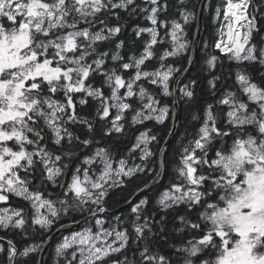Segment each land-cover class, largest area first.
<instances>
[{"label":"snow or ice","instance_id":"6c2138e0","mask_svg":"<svg viewBox=\"0 0 264 264\" xmlns=\"http://www.w3.org/2000/svg\"><path fill=\"white\" fill-rule=\"evenodd\" d=\"M134 3L135 0H119L118 3L113 0H0V201L8 200L6 193H14L30 200L37 210L32 223L42 228L51 229L61 211L65 214L74 210L82 212L86 205L100 204L109 194L110 188L124 183V177H135L136 174L145 171L141 165L128 167L124 159H121L119 166L114 168L108 150L98 149L93 156L85 157L83 163L98 162L101 165L99 175L93 178L89 175L90 169L82 170L78 166L71 182L62 193L65 199L60 201L62 206L60 210L55 207L52 200L44 198L40 191H30L28 187L30 182L19 174L21 169L25 171L35 169L38 164L43 165L40 175L46 174L49 181L55 183L56 177L62 174V168L57 165V162L61 161V156L53 157L46 147L41 146L44 136L42 129L37 127L40 120H43L44 125L53 132L56 145H60L65 137L69 142L73 139V134L63 126V117L67 109H72L71 114L67 115L68 121L80 120L87 125L89 131L92 130L93 125L86 118L81 119L76 115L72 93L84 92L99 99L101 106L96 111L101 119L109 117L111 107L117 109V114L112 120V128L108 129L106 134L113 129L116 132L123 130V125L118 122L122 120L124 111L132 108L125 100L136 95L141 101L146 102L136 110L132 117L133 123L151 119L153 115L155 119L163 122L168 113L167 106H159L160 101L148 93L142 84H137L142 78L147 79L151 84L162 85L164 94L171 95L168 82L177 69L168 66L163 71L141 70V65L154 55L152 48L157 44L159 35L155 27L140 28L136 31L138 37L142 32H147L151 39L146 44L144 53L134 61L137 71L133 78L126 82L114 68L105 72V83L112 89L109 97H105L101 89L85 85L90 73L102 69L104 57L108 55L107 52L100 53L96 59L88 63L87 58L96 54L93 45L96 41L107 40L109 36L120 32L118 26L111 28L105 26L96 32L90 31V27L94 22L104 24L103 20L97 19L98 14L112 9H127ZM147 3L152 5L148 19L155 26L158 13L166 10L167 4L161 5L159 0H147ZM249 3L250 0L238 2L226 0L224 18L229 21L227 35L230 44L222 47L218 42L216 47H222V50L230 53L231 57L238 61H258L264 66V48L257 53L256 45L250 43L252 33L256 29V18L246 14ZM219 11L218 8V14ZM191 15L194 14L181 11L185 22ZM81 22L87 23L89 27L80 28ZM166 23L160 21L162 26H166ZM237 25L244 31L237 29ZM105 31L107 35L104 34ZM182 31V25L172 21L170 35L175 46L172 51H165L160 57L161 60L174 56L186 48L185 43L179 42L178 33ZM122 45L123 41L116 47L120 48ZM77 52L79 55L75 54ZM70 53L72 55H69ZM112 59L121 58L117 54L113 55ZM215 60L216 57L213 56L208 60V64L213 66ZM122 67L128 69L133 65L125 63ZM237 82L248 100L256 104V108L249 110L248 103L240 101L235 93H227L220 103L230 106L226 114L228 127L227 130H221L217 126V116L213 115L212 105H208L205 123L199 129L198 138L192 142L194 147H186L181 157L182 167L178 168V173L184 182L172 184L159 201L165 209L180 202H185L189 206L200 203L202 196L207 193L193 186H203L205 181L212 177L197 175V167L194 165L210 164V167L215 166L214 170L220 172V175L213 179V183L223 194L219 195L217 203L208 204L205 212L201 213V218L210 227L198 242L190 241L191 247L183 249L188 254L184 264H193L191 257L203 250L201 246L214 244V236L221 238V246L215 259L204 260L201 264H264V87L258 86L248 75L239 72ZM125 87L127 90L121 97L118 95L119 89ZM45 88L50 94L63 91L66 102L62 103L52 99L51 95H45ZM184 95L191 98L194 93L185 89ZM109 100L113 102L111 105L108 103ZM86 102L84 99L80 100L82 105ZM246 127L253 128L255 135L252 132L245 133ZM29 134L35 139L30 138ZM230 134L236 137L231 150L228 153L216 150V158L209 162L205 157L212 141ZM75 139L79 140V137ZM13 140L19 150L6 146V142ZM154 140L155 136H149L147 132L140 133L130 151L141 149L143 153L141 160L144 161L153 155L148 144ZM82 143L87 146L91 141L85 139ZM26 145L36 147L29 151ZM197 150L203 155L197 156ZM35 157L39 159H34ZM148 186L145 183L143 188L137 191L143 192ZM220 202L223 206H220ZM145 204L147 200H142L132 208V212L139 213ZM41 208H46L47 214L40 213ZM89 211L94 215L90 209ZM96 211L103 212L105 209L99 207ZM179 219L183 221L184 217L181 216ZM27 223L23 209L11 211L8 208L0 209V227L24 229ZM97 224H100L99 220ZM191 227L199 228L200 225L192 224ZM145 228H148L147 222L135 226L138 239H145ZM231 233H236L238 238L233 239ZM110 236L114 238L109 242ZM128 241L126 230H109L103 227L98 231L85 229L65 237L55 251L57 256L63 257V264H109L112 254L125 249ZM70 249L69 257L67 252ZM36 250V247H25L19 255L27 256ZM4 251V246L0 244V252ZM17 254L16 246L9 240L7 250L9 264H12ZM139 255L141 264L145 262L170 264L165 256L150 254L146 240ZM111 264L129 262L125 258L124 261H112Z\"/></svg>","mask_w":264,"mask_h":264},{"label":"trees","instance_id":"16d2710c","mask_svg":"<svg viewBox=\"0 0 264 264\" xmlns=\"http://www.w3.org/2000/svg\"><path fill=\"white\" fill-rule=\"evenodd\" d=\"M202 1L162 0L163 4H167V8L162 16L166 22L172 23L175 20L184 22L181 16L182 10L195 14L196 19L184 22L188 38L190 41H193L197 28V14ZM225 3L226 0H211L207 8L198 64L185 81V85L190 86L189 90L193 91L194 95L189 98L183 95L182 92L179 93L180 130L169 150L167 159L168 173L165 182L136 202L133 207L140 204L142 200H147V204L141 207L139 213H133L132 207L121 212L119 215L106 217L108 228L120 223L121 228L126 230L129 236L126 248L122 249L121 252L113 254L109 260V264L112 261H124L125 258H127L129 264H141L139 253L145 246V240L150 248V254L163 255L168 258L170 264H184L188 254L183 249L191 245L190 241L193 243L198 242L210 227L201 218V213L205 212L208 204L219 201L221 190L215 187L213 180L208 179L201 186L203 192L207 194L202 196L200 203L189 206L183 202L165 209L159 201L162 194L172 184L184 182L182 178H179L178 173V168L182 167L181 157L184 149L186 147L189 148L192 142L198 138L199 129L206 116L207 106L212 105V112L216 113L215 116H217L218 126L221 130H227L226 111H228V105H223L220 101L229 92L237 93L238 98L247 100V95L243 93L240 84L237 82L238 72H244L251 76L256 83L264 87V66L260 65L258 61L237 62L230 59L229 55H224L220 50L216 49V42L222 37L220 22L217 19V9H223ZM146 6L147 4L142 0H135V3L127 9H112L98 15L97 19L103 20L104 26H120L121 31L109 36L107 40L98 41L93 45L97 52H107L109 55L107 56L105 66L99 71H94L90 76V82H95L98 86L107 90L108 84L105 83V72L114 68L120 74H125V76L131 75L133 68L124 69L122 65L125 63L132 64L133 56L141 55L151 38L148 34H141L139 37L136 35L137 28L141 25L138 24L137 20H142L145 17L147 13ZM249 14L256 18V29L253 31V38L251 40L260 49L264 44V0H252ZM95 23H93V26ZM80 25L89 27L84 22H81ZM162 32L165 35V43L154 47V56L145 62L142 69L156 71L158 68L170 64L179 68L180 73L184 72L190 64L191 50L180 55L168 56L164 60H161L160 57L163 53L169 51L171 47L168 30L165 29ZM121 41H123V45L117 48L116 45ZM116 54L121 59L113 60L112 56ZM213 56L216 57V62L213 66H210L208 60ZM139 84H142L154 94L163 105H174V95L164 94L159 84H151L147 79L142 80ZM131 104L132 110L126 114L123 130L116 132L113 129L107 134V130L111 129L112 126L110 124V117L101 119L97 114L96 110L101 106L100 101L88 102L82 109L77 107L76 115L81 119L86 118L93 125V128L89 131L87 125L81 123L80 120L69 121L67 129L73 134V139L69 142L68 138L65 137L60 145L54 143L53 132L44 125L43 120H40L37 127L42 129V135L44 136L41 146L46 147L53 156H61V161L58 162V165L62 168V174L56 178V182L54 183L47 180L46 174L44 176L40 175L43 169V165L41 164H38L35 169L22 170L21 176L30 182L28 186L31 191H40L45 196L53 199L62 198V193L67 184L71 182L75 169L78 166L80 168H87V164L83 163L85 157H91L98 149L103 148L108 150L112 160L115 162L121 159H129L133 164H141L145 168L144 172L136 174L135 177H125L123 184L110 188L108 190L109 194L105 196L101 207L113 211L129 203L140 192L137 189L143 188L145 183L149 185L156 178V173L160 169L161 150L171 133L173 124L172 113L170 118L165 122L151 119L133 123L132 117L135 115L136 110L142 106V102L136 95L131 98ZM244 131L253 132L254 129L246 127ZM143 132H148L149 136L156 137V140L150 141L149 145V149L153 155L144 161L141 160V149L130 151L133 145L136 144L137 137ZM29 136L35 139L32 134H29ZM75 137H79V140L75 139ZM85 139L91 141L87 146L82 143ZM217 139L224 144L219 148L213 146L207 148V156L205 158L209 162L216 158V150L225 151L229 147L226 137ZM34 147L36 146L30 145L29 149L33 150ZM199 153L203 155L201 151ZM64 165H67V167L65 168ZM198 167L199 175H211L213 178L220 175L218 170H214L215 166L210 167V164ZM95 168L100 170L101 165L97 163ZM9 203L17 209H23L24 217L28 223L24 229L13 228L11 226L8 228L0 227V238L4 243L5 249L0 254V264H9L7 258L9 240L16 246L18 253L14 257L12 264H40L41 248L54 230L63 224L80 221L90 214L89 209L92 213L96 209V204L91 203L90 205H86L82 212L74 210L67 214L64 213L60 215V220L57 221L56 225L52 229H48L32 223L35 210L30 200L10 194ZM181 216L184 217L183 221L179 219ZM145 222L148 224V228L144 230L145 239H138L135 233V226L137 224L143 225ZM94 223L93 221L92 224ZM192 224H199L200 227L192 228ZM61 240L50 249L46 264H63V257L57 256L55 251ZM29 246L36 247L37 250L30 252L27 256L19 255V252ZM220 246V238L214 236V244L201 246L203 250L196 254V256L191 257L193 263L201 264L204 260L215 259ZM70 254L71 249L67 252L69 257Z\"/></svg>","mask_w":264,"mask_h":264},{"label":"rangeland","instance_id":"374dc122","mask_svg":"<svg viewBox=\"0 0 264 264\" xmlns=\"http://www.w3.org/2000/svg\"><path fill=\"white\" fill-rule=\"evenodd\" d=\"M251 1L252 0H250V4H249V6H248V8H247V15H249L250 16V14H249V7H250V5H251ZM113 2H119V0H113ZM225 5H226V3H225ZM224 10H225V6H224V8L223 9H220V11H219V14L217 13V19H218V21L220 22V30H221V34H222V37L220 38V42L219 43H221V41H224L225 42V44H230V42L228 41V35H227V33H228V23H229V21H227V20H225V18H224ZM190 19H196V15L194 14V15H191L190 17H189V19L187 20V21H189ZM166 22V21H165ZM177 22H179L181 25H182V28H183V31L182 32H179L178 33V37H179V42L180 43H185L186 44V48L184 49V50H181V51H179L176 55H180V54H182V53H186V52H188L189 50H191V46H192V41H190V39L188 38V33H187V31H186V28H185V21L183 22V21H177ZM157 24H159V23H157ZM156 24V25H157ZM99 25V26H98ZM98 25H94V27L93 26H91L90 27V31H92V32H96V31H99L100 29H101V27L103 26L102 24H98ZM155 25V26H156ZM96 26V27H95ZM79 27L80 28H84L82 25H80L79 24ZM237 27V29H241V28H239V25H237L236 26ZM95 28H97L96 30H95ZM152 28V27H151ZM156 28V27H155ZM163 28L164 29H167L168 30V32H169V34L171 33V30H172V25L171 26H169L168 25V23H166V26H163ZM171 29V30H170ZM158 30V29H157ZM241 32H243L244 31V29H242V30H240ZM159 33V32H158ZM105 35H107V32L105 31V33H104ZM253 34V33H252ZM169 38L171 39V47H170V49H169V51H172L173 50V48H174V46H175V42L172 40V37H171V35L169 36ZM151 39V38H150ZM157 40L159 41V40H162V34H160L159 33V35H158V37H157ZM104 41V40H103ZM96 42H98V41H96ZM95 42V43H96ZM250 43L251 44H254L253 42H252V40L250 41ZM221 45H223L222 43H221ZM256 45V44H255ZM262 48H264V44L261 46V48L260 49H262ZM259 48H258V46L256 45V52L258 53L259 52V50H260ZM51 51V50H50ZM152 51H153V53H154V47L152 48ZM100 53H104V52H97L96 51V54H94V55H92V56H90V57H88L87 58V62L88 63H91L94 59H96L97 58V56L100 54ZM144 53V52H143ZM142 53V54H143ZM76 55H79V53L77 52V53H75ZM115 54V53H114ZM141 54V55H142ZM69 55H72L71 53L69 54ZM108 55H109V53H108ZM107 55V56H108ZM117 55V54H116ZM141 55H139V56H133V62H132V65H133V73L130 75V76H125V74H120V73H118L117 71V74L118 75H121L123 78H124V80L127 82V81H129L131 78H133L134 77V75H135V73H136V71H137V69L135 68V66H134V61H135V59H139L140 58V56ZM176 55H174V56H176ZM107 56L106 57H104V65L103 66H105V64H106V61H107ZM154 56V55H153ZM229 57H230V59H232V60H235V61H237V62H244V61H249V60H241V61H238V60H236L235 58H232L231 57V54L229 53ZM152 58V57H151ZM147 61V60H146ZM145 61V62H146ZM216 62V60L214 61V63ZM53 66H55V64L53 65ZM102 66V67H103ZM142 66L143 65H141V70H143V71H147V70H145L144 68L142 69ZM168 66H171L170 64H167V65H164L163 67H160V68H158L159 70H161V71H163V70H165ZM95 67V65H93V68ZM171 67H173L174 69H177L178 71H175L174 73H173V75H172V77H170V79H169V92L171 93V94H173V90H174V84H175V81H176V79H177V77L181 74L180 72V69L179 68H177V67H175V66H171ZM148 72H154V71H148ZM93 73V72H92ZM92 73H90V75L92 74ZM239 73H243V74H245L244 72H239ZM247 75V74H246ZM249 76V75H248ZM250 77V79H251V81L252 82H254L253 81V79H252V77L251 76H249ZM89 78V77H88ZM87 78V79H88ZM87 79L85 80V82L87 81ZM142 80H145V79H141L140 81H138L137 82V84H139ZM258 86H260L258 83H256ZM85 85L87 86V83H85ZM160 85V84H159ZM183 85V86H182ZM181 86H182V88L180 87V91H179V93H183V95H184V90L185 89H187V90H189V88H190V86H188V85H185V82L182 84ZM161 87H162V85H160ZM261 87V86H260ZM134 89L138 92V89L136 88V86L134 85ZM112 90V89H111ZM126 87L125 88H121V89H119V92H118V95H120L121 97H123L124 96V93L126 92ZM148 91V93H150L151 95H153L154 97H155V99H157L158 100V98L154 95V94H152L149 90H147ZM75 93H72L71 95H74ZM111 95V94H110ZM138 96V95H137ZM235 96L237 97V93H235ZM139 97V96H138ZM133 98V97H132ZM238 98V97H237ZM130 99L131 98H128V99H126L125 100V102H127V103H130ZM240 101H243L242 100V98H238ZM139 100H140V98H139ZM141 101V100H140ZM158 101H160V100H158ZM142 103H144V102H146V101H141ZM243 102H245V103H248V105H249V110H252L253 108H256V104L254 103V102H252V101H250V102H248V101H243ZM108 103L111 105L113 102L112 101H108ZM131 104V103H130ZM132 105V104H131ZM159 106H167V108H168V113H167V115L165 116V118H164V120H163V122H165V121H167L169 118H170V115H171V113H172V110H173V106H168V105H163L162 103H161V101H160V105ZM131 110H132V108H131ZM230 110V106L228 105V111ZM113 111H115L114 112V114L116 115L117 114V109L115 108V107H111L110 108V114H112L113 113ZM127 110H125L124 111V113H123V118H124V115H125V112H126ZM66 115V118H67V115H69V114H65ZM227 116V115H226ZM123 118H122V120H123ZM151 119H154V120H156V121H158V122H161V121H159V120H157V119H155V115H153V117L151 118ZM151 119H147V120H151ZM122 120L121 121H119L118 123L119 124H121V122H122ZM147 120H143L142 122H144V121H147ZM10 130V129H9ZM245 133H248V132H250V131H244ZM148 133V132H147ZM253 133V135H255V131H253L252 132ZM149 135V134H148ZM241 138H245V136H241ZM194 142V141H193ZM149 145H150V142H149V144H148V148H149ZM6 146H8V147H12L14 150H19V148H18V145L16 144V142L13 140V141H8V142H6ZM231 146L232 145H230L229 147H228V149L227 150H225V151H223V150H221L222 152H224V153H228L230 150H231ZM29 147H30V145H26V148H27V150H29V151H32V150H30L29 149ZM141 147H143V145H141ZM191 147H194V144L192 143L191 144V146L189 147V148H191ZM150 150V149H149ZM151 151V150H150ZM199 151L200 150H197V152H196V155L197 156H202L201 155V153H199ZM143 154V153H142ZM54 157V156H53ZM39 159V157H35L34 159ZM113 161V160H112ZM125 161H126V164H127V166L128 167H133V166H135V165H141V164H133L129 159H125ZM98 162H93L92 164H87V168L88 169H90V172H89V175L90 176H92L93 178H95L96 176H98L99 175V172H100V170H97L96 168H95V165L97 164ZM57 165H58V162H57ZM204 165V164H203ZM59 166V165H58ZM119 166V161L118 162H115V161H113V167L115 168V167H118ZM142 166V165H141ZM82 170L84 169V167L83 168H81ZM23 169H21L20 170V172H19V174H20V176H21V171H22ZM219 171V170H218ZM159 173V172H158ZM201 175V174H200ZM22 177V176H21ZM83 177V173L81 172V178ZM23 178V177H22ZM57 178V177H56ZM125 178V177H124ZM123 178V179H124ZM215 178V177H214ZM213 177L212 178H210L211 180H213L214 179ZM29 187V186H28ZM193 187H197L198 188V190L199 191H201V192H203V190L201 189V186H193ZM29 190L31 191V189H30V187H29ZM169 190V189H168ZM167 191V190H166ZM7 195H8V197H9V195L10 194H14V193H6ZM221 194H223L222 193V191H221ZM220 194V195H221ZM43 196H44V198H46V199H50V200H52L53 202H54V205H55V207L58 209V210H60L61 208H62V206H61V204H60V201L61 200H63V199H65V197L63 196L62 198H58V199H53V198H51V197H47V196H45L44 194H43ZM18 197H21V196H18ZM22 198H24V197H22ZM105 198V197H104ZM104 198L102 199V201H101V203L100 204H96V209L97 208H99V207H101L102 205H103V200H104ZM74 199V198H73ZM69 202L71 203L72 202V200H69ZM218 202V201H217ZM217 202H213V203H217ZM181 203H183V202H180V203H177V204H181ZM213 203H210V204H213ZM31 204H32V202H31ZM220 206H223V203L222 202H220ZM3 208H8L10 211L11 210H13V209H15V210H19V209H17V208H15V207H13L12 205H10V203H9V198H8V200L7 201H0V209H3ZM34 208V207H33ZM96 209H95V212H97L96 211ZM34 210H35V214H36V208H34ZM39 211H40V213H44V214H47V209L46 208H41V209H39ZM210 211V210H209ZM62 214H64V212L63 211H61L60 212V215H62ZM60 217V216H59ZM58 220H60V218H58L57 220H56V223H57V221ZM100 221V224H97V221ZM106 221H107V218H98V219H96L94 222V224H92V223H90V224H88L86 227H84L82 230H80V231H77V232H82V231H84L85 229H92L93 231H98L101 227H103V228H105V229H109V230H111V229H115V230H117V231H124L122 228H121V225H120V223H118V225H116V226H114V227H111V228H108L107 227V225H106ZM75 222V221H74ZM56 223L54 224V225H56ZM53 225V226H54ZM53 226L51 227V229L53 228ZM49 229V228H48ZM74 233H76V232H74ZM73 233H71V234H69V235H67V236H65V237H69V236H71ZM231 235V237L233 238V239H236V238H238V235L236 234V233H231L230 234ZM64 237V238H65ZM64 238L60 241V243H62L63 242V240H64ZM114 237H112V236H110V237H108V241L110 242L112 239H113ZM218 238H220L219 236H218ZM220 240H221V238H220ZM118 243L119 242H117V246H118ZM0 244H2L3 246H4V243L0 240ZM229 246H231V245H229ZM191 247V245L188 247V248H190ZM41 248V247H40ZM2 252H0V254H1ZM113 254H115V253H113ZM112 254V255H113ZM198 254V253H197ZM194 264V263H193Z\"/></svg>","mask_w":264,"mask_h":264},{"label":"water","instance_id":"95a60500","mask_svg":"<svg viewBox=\"0 0 264 264\" xmlns=\"http://www.w3.org/2000/svg\"><path fill=\"white\" fill-rule=\"evenodd\" d=\"M210 2L211 0H203L200 5V8L197 14L196 33H195L194 39L192 41V46H191L190 64L188 68L177 77L175 84H174V90H173L174 105H173V110H172L173 124H172L171 133L169 137L167 138V140L165 141L164 146L161 150L159 175H157L156 178L149 184L148 188H145L143 192H138L136 196L129 203L120 207L119 209L111 211V210L104 208L105 211L103 212L97 211V212H94V215L89 214L88 216L81 219L80 221L66 223L58 227L56 230H54L49 235V237L47 238V240L45 241V243L43 244L41 248L40 264H46V259H47L50 249L59 240H61L65 236L82 230L84 227H86L88 224L92 223L98 218L116 216V215H119L121 212L132 208L136 204L137 201H139L141 198H143L153 189H156L160 187L161 185H163V183L165 182L167 178V173H168L167 159H168L169 150L180 130V115L181 114H180V108H179V91H180L181 85L192 74V72L195 70L198 64L199 53H200L202 40H203L204 18H205L206 10ZM194 166L197 167V175H199V167L197 165H194Z\"/></svg>","mask_w":264,"mask_h":264},{"label":"flooded vegetation","instance_id":"af4514ba","mask_svg":"<svg viewBox=\"0 0 264 264\" xmlns=\"http://www.w3.org/2000/svg\"><path fill=\"white\" fill-rule=\"evenodd\" d=\"M143 2H145L146 4H147V6H146V8H147V13L145 14V17H143L142 18V20H137V22H138V24H141L139 27L138 26H135V27H138L137 29H140V28H151V27H156L157 29H158V32L160 33V34H162V40H159L158 42H157V44L156 45H154L153 47H155V46H158L159 44H163V43H165V41H164V38H165V35H163V32H162V30H165L164 28H163V26L160 24V21H165V19H164V17L162 16L163 14H164V12H165V10H163V11H160L159 13H158V20H157V23H159V24H157L156 26H154V25H152V23H151V21L148 19V16L151 14L150 13V9H151V7H152V5L150 4V3H147V0H142ZM159 3L161 4V5H163V3H162V0H159ZM145 8V9H146ZM207 11V10H206ZM99 15V14H98ZM176 21V20H175ZM167 23H168V25L169 26H171L172 25V23H170V22H168L167 21ZM98 24H100V23H95V25H98ZM103 25V24H102ZM93 26V25H92ZM99 26V25H98ZM94 27V26H93ZM96 27V26H95ZM105 26L103 25V27H101V28H104ZM111 27H116L115 25L114 26H111ZM111 27H109V28H111ZM119 28H120V26H119ZM95 29H97V28H95ZM171 30V29H170ZM121 31V30H120ZM141 34H148L149 35V33H147V32H142ZM150 36V35H149ZM252 38H253V34H252ZM170 45H171V43H169ZM133 72H131V74H132ZM93 74V73H92ZM91 74V75H92ZM90 75V76H91ZM90 76H89V78H90ZM89 78L87 79V81L85 82V83H87V86L88 85H90L92 88H99V89H101L102 90V92H103V94H104V96L105 97H109L110 96V94H111V86L108 84V89L107 90H105L104 88H102V87H100V86H98L97 85V83H95V82H90L89 81ZM254 81V80H253ZM255 82V81H254ZM256 83V82H255ZM183 86V85H182ZM182 86H181V88H182ZM44 94L45 95H51V97H52V99H55V100H59V101H61L62 103H64V102H66V98H65V96H64V93H63V91H60V92H58V93H56V94H50V93H48V91H47V88H45L44 89ZM72 98H73V103H74V105H75V112H76V109H77V107H80L81 109L85 106V104H87L88 102H91V101H100L99 99H97V98H93V97H91V96H88L86 93H84V92H80V93H75L74 95H72ZM81 99H84V100H86L87 102L85 103V104H80V100ZM243 101H248V102H250L249 100H248V98H247V100H244V99H242ZM130 103H131V99H130ZM128 111H131V109H129V110H127L126 112H125V115H124V118H123V120H122V122H121V124L123 125V127H124V120L126 119V114H128ZM71 112H72V109H67V112H66V114H71ZM114 112L115 111H113V113L112 114H110L109 115V117H110V124H111V126H112V120L114 119V117H115V114H114ZM227 112L228 111H226V114H227ZM77 114V113H76ZM215 114L216 113H214L213 112V115L215 116ZM228 119V118H227ZM63 120H64V124H63V126L64 127H66L67 128V124H68V120H67V118H66V115L63 117ZM205 120H206V116H205V119H204V121L202 122V125H201V127L204 125V123H205ZM217 126H218V120H217ZM219 127V126H218ZM229 137V138H228ZM197 139V138H196ZM236 139V137L235 136H233V135H229V136H227L226 137V142L229 144V146L230 145H232L233 144V142H234V140ZM224 143H222V141H219L218 139H214L213 141H212V145L210 146V147H215V148H219V147H221L222 145H223ZM227 144V145H228ZM0 240H1V238H0ZM15 263V262H14Z\"/></svg>","mask_w":264,"mask_h":264},{"label":"built area","instance_id":"2783aa9c","mask_svg":"<svg viewBox=\"0 0 264 264\" xmlns=\"http://www.w3.org/2000/svg\"><path fill=\"white\" fill-rule=\"evenodd\" d=\"M220 38H221V37H220ZM220 38L218 39V41L216 42V44H217L218 42H220ZM221 43H222L223 45H225V42H224V41H221ZM223 45H222V47H223ZM222 47H221V48H217V47H216V49L220 50V52H221L222 54H224V55H229L228 52L222 50Z\"/></svg>","mask_w":264,"mask_h":264},{"label":"bare ground","instance_id":"6f19581e","mask_svg":"<svg viewBox=\"0 0 264 264\" xmlns=\"http://www.w3.org/2000/svg\"><path fill=\"white\" fill-rule=\"evenodd\" d=\"M234 2H238V0H234ZM250 4V3H249ZM250 8V7H249ZM246 14H247V11H246ZM240 30H242V29H240Z\"/></svg>","mask_w":264,"mask_h":264}]
</instances>
